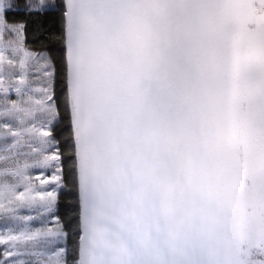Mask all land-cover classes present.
Here are the masks:
<instances>
[{
  "label": "snow or ice",
  "instance_id": "obj_1",
  "mask_svg": "<svg viewBox=\"0 0 264 264\" xmlns=\"http://www.w3.org/2000/svg\"><path fill=\"white\" fill-rule=\"evenodd\" d=\"M59 6L79 183L71 264H264V0ZM13 7L0 0V214L20 223L0 231V264H69L66 233L29 227L57 200L28 170L61 171L60 112L55 66L7 21Z\"/></svg>",
  "mask_w": 264,
  "mask_h": 264
},
{
  "label": "trees",
  "instance_id": "obj_2",
  "mask_svg": "<svg viewBox=\"0 0 264 264\" xmlns=\"http://www.w3.org/2000/svg\"><path fill=\"white\" fill-rule=\"evenodd\" d=\"M29 0H13V7L6 16L12 24L23 23L25 27V45L29 51L44 53L50 64L55 66L56 77L52 82V94L60 117L52 126V137L60 152V176L63 188L59 191L52 217L61 224L64 236V248L67 250L69 264L73 251L78 244V197L76 190V172L73 155V144L69 127V116L66 104L65 61L62 31V0H48L47 8L39 14H30L25 5Z\"/></svg>",
  "mask_w": 264,
  "mask_h": 264
},
{
  "label": "rangeland",
  "instance_id": "obj_3",
  "mask_svg": "<svg viewBox=\"0 0 264 264\" xmlns=\"http://www.w3.org/2000/svg\"><path fill=\"white\" fill-rule=\"evenodd\" d=\"M47 1L48 0H44V3L47 4ZM10 2L13 3V0H10ZM7 38L8 37L6 34L5 40H7ZM33 53H36V52H33ZM36 54H38V56H42V57L47 58V56L44 53H36ZM47 60H48V58H47ZM5 68L7 69L6 65H5ZM16 72H17V75H16L15 79L18 80L19 79V75H18L19 70L17 69ZM48 79L49 78H47V77L40 76V74L35 72L34 70L29 72V81H30L33 88H39V87L45 86V82ZM50 91L52 92V84L50 86ZM33 94L36 96L40 95V93H38V92L33 93ZM8 95H9L10 100H18L19 99V97H17L14 90L10 91ZM2 96H3V93H0V97H2ZM2 122H3V118H0V123H2ZM54 123H53V125H54ZM36 125H37V127H39L40 122L36 121ZM23 151H28V149L25 148V149H23ZM52 165H56V162H52ZM57 166L59 167V164ZM28 171H29V173L32 174L34 180H35L36 176H40L42 179L48 178L49 183L44 184V185H40L38 180L35 181L36 187L38 189H41V190H54L56 192V195L58 198L59 191L63 188L62 182L60 180L56 184H53L50 180L52 175H60V172L59 173L56 172L55 166H48L45 168H30ZM56 202H57V200H56ZM56 202H55V204H56ZM55 204L53 205L52 212H50V213L46 212V213H44V215L39 216L37 219L29 222V227L35 229V228H40V227L46 226V227H51L54 230L57 228L62 230L61 224L58 222V220L56 218L52 217V214L54 213V210H55ZM20 214H22V215H33V216L37 215L36 211H34L33 209H21ZM19 223L20 222L13 221L11 219L6 220L5 217L2 214H0V231H4L6 228H9V227H16ZM3 247H4L3 245H0V250H2ZM58 247H64V237H62L60 239V243H59Z\"/></svg>",
  "mask_w": 264,
  "mask_h": 264
},
{
  "label": "water",
  "instance_id": "obj_4",
  "mask_svg": "<svg viewBox=\"0 0 264 264\" xmlns=\"http://www.w3.org/2000/svg\"><path fill=\"white\" fill-rule=\"evenodd\" d=\"M63 50H64V61H65V69H66V51H65V46L63 44ZM65 90H66V101H67V85H66V80H65ZM69 116V127L71 131V138H72V144H73V155H74V161H75V172H76V190H77V197H78V209H79V183H78V173L76 169V158H75V142H74V133L71 125V119H70V114ZM78 222H79V213H78Z\"/></svg>",
  "mask_w": 264,
  "mask_h": 264
}]
</instances>
